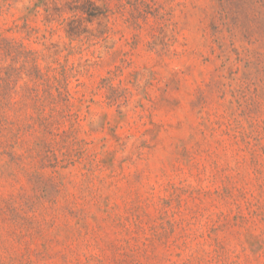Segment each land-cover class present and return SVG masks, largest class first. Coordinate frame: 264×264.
<instances>
[{"label": "rangeland", "instance_id": "obj_1", "mask_svg": "<svg viewBox=\"0 0 264 264\" xmlns=\"http://www.w3.org/2000/svg\"><path fill=\"white\" fill-rule=\"evenodd\" d=\"M0 264H264V0H0Z\"/></svg>", "mask_w": 264, "mask_h": 264}]
</instances>
